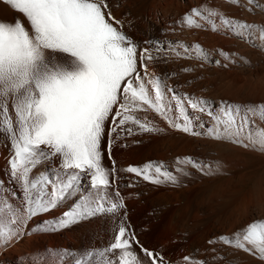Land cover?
<instances>
[{"label":"snow or ice","instance_id":"obj_1","mask_svg":"<svg viewBox=\"0 0 264 264\" xmlns=\"http://www.w3.org/2000/svg\"><path fill=\"white\" fill-rule=\"evenodd\" d=\"M248 3L261 7L257 0H248ZM0 4L22 14L27 22L26 25L25 20L19 18L12 22L0 21V115L12 149L7 163L13 181L12 194L18 195L19 186L27 204V217L23 210L17 212L14 231L0 230L4 246L30 234L25 219L51 211L74 193V207L46 226L50 230H59L57 225L70 227L126 208L123 201L107 206L106 190L119 170L115 162L110 169L102 166V151L105 140L110 156L116 139L160 131L151 121L135 115L143 106L178 131L228 140L243 147L253 146L245 141L244 133L246 128L252 127L249 113L254 112V108L226 101L214 108L211 101L180 94L166 85L149 70V65L166 50L165 45L157 40L146 42L151 43L152 48L140 49L122 31V22L112 16L106 0H0ZM213 17L232 34L254 39V24L230 19L214 10L192 8L184 15L183 23L188 27H203L197 23V18H202L211 23L213 31H219ZM113 21L120 27L114 26ZM259 35L264 39V26L259 28ZM175 47L174 42H168L169 49ZM183 48L186 53L190 51L187 45ZM195 48L203 51L199 44ZM153 50L157 55H153ZM57 54L63 59L57 60ZM221 54L230 59L226 53ZM165 89L171 93L168 103L163 102ZM189 109L206 114L212 123L208 125L199 115H191ZM261 115H264V106ZM197 127L201 131H196ZM260 147L264 149V141ZM43 158H61L59 171L54 177L41 174L37 180L30 181V172ZM177 164H190L208 174L206 166L190 156L178 157ZM123 171L152 184L178 183V177L162 162L129 165ZM177 171L188 175L182 168ZM84 175L89 177V192L77 193V183ZM38 183L42 189L46 185L51 191L45 196L30 195V187L34 189ZM219 239L264 262V221L252 222L233 237L221 235ZM54 255L63 264L70 253L65 250ZM84 255H100L105 258V264H174L166 261L163 254L144 247L126 224L118 227L104 250ZM182 260L185 264H196L190 256ZM76 264L89 262L81 257ZM199 264L206 262L199 261Z\"/></svg>","mask_w":264,"mask_h":264},{"label":"bare ground","instance_id":"obj_2","mask_svg":"<svg viewBox=\"0 0 264 264\" xmlns=\"http://www.w3.org/2000/svg\"><path fill=\"white\" fill-rule=\"evenodd\" d=\"M217 4L216 7H214L207 4L204 0H120L119 4L116 6L111 4L110 9L115 20H119L123 23L122 28L124 27L135 37L134 41L141 45L140 49L144 47L152 48V44L146 42H154L157 40L165 45L166 50L158 56V60L163 61L157 62L158 64H156L155 61L152 62L149 65L150 72H154L156 76H159L166 83V85L172 87L178 93L188 94L194 98L211 101L215 108L221 104L220 101L211 100L210 98L201 96V90H198L197 93H192L189 91V88H186V86L181 84L180 81H182V77L184 79L183 75L187 71H190L186 70V64L183 62L186 61L185 63H188V65L190 64L188 67L195 68L191 70L196 72L197 70H200L203 65L218 66L219 64H217L216 61L220 62L219 57L224 51V47L221 44L230 41H240V37L232 34L220 25V21L217 17H213L212 19L219 27V31H213L211 23L206 22L202 18H197V23L202 24L203 27H188L183 23L184 15L190 13L192 8H200L202 11L214 10L222 16L233 20H239L234 16L222 13L217 7ZM153 22L158 25V32L153 38L147 39L143 36L142 31L150 28L151 23ZM113 23L114 26L119 27V25H115V21H113ZM169 41L174 42L176 47L169 49ZM197 44L203 49L202 52L196 50L195 45ZM216 44L218 46H216ZM183 45H187L190 51L186 53ZM177 52L179 55H177ZM153 55H157L154 50ZM206 55L208 59H205ZM178 58L185 60L182 62L184 68L181 71L174 69L175 65L179 62L177 61ZM163 62L167 63L166 69L163 68ZM186 76L187 73L185 77ZM145 79L147 80V78ZM146 86L149 89L152 88L151 84H147ZM152 95L154 96V92ZM170 97L171 93H167V90L165 89V99L163 102L168 103ZM189 113L191 115H199L201 119L208 122V125L212 123L211 119L207 117L206 114L193 113L191 109H189ZM135 115L141 120L151 121V123L160 129V131L138 133L123 139H116L113 143L110 156L108 155L107 150V140H105L103 152L105 155L104 158L107 159V161L105 159V162H108V169H110L112 163L115 162V167L119 170L111 187L106 190L108 202L111 204L113 202L119 203L120 201H123L126 204L125 209H118L119 213L122 214L119 226L126 224L128 228L136 233L140 243L143 244L144 247L149 250H155L158 254H163L166 261L174 262V264H185L182 260V257L184 256H190L196 264H199V261L203 258L207 259V264L218 263V261H221V258L218 256L217 251H215V246L220 241V234H217V231L215 232L213 229L215 228L213 225L216 223L214 222V224H212L209 218L207 219L209 221L206 219H204L206 220L204 221L199 216V212H194L195 214L199 213L197 217L192 212V209L194 208L193 206L191 212L189 211L188 213H193L194 215L189 214L190 216H187L186 213H184L186 212L185 208H187L185 203L188 204L187 200H189V196H194L191 192L196 189L194 188L197 187L195 186L198 183H196V181L200 178V176H198L197 180L195 177L198 174H201V171L190 164H177L178 157L184 158L190 156L199 163L205 165V169H208V161L205 160L207 157L204 156V158L201 155L204 153V150L202 149L203 152L201 151L202 153L197 155L195 153L197 152L195 147L202 146L201 144L204 143L203 140L211 141L216 139L204 135L192 136L169 127L165 120L153 110L147 108V106H143V110H136ZM252 115L253 114L249 116L250 119L255 116ZM255 120L259 122V119ZM208 125H206V127ZM262 125L264 124H261L259 127H262ZM254 127H256V125L253 126L252 123V127L246 128L244 134L249 135L252 132L257 134V127ZM196 131H201V129L197 127ZM11 154L12 149L7 142V136L6 134L1 133L0 129V230L5 232L10 229L13 231L16 229L17 225L14 221L17 218L16 214L18 211L23 210V215L27 217V204L23 200V192L19 186L16 188L18 195L14 196L12 194L13 181L10 179V169L8 168L7 163ZM149 161L162 162L165 164L167 169L172 171L173 174L178 177V183L172 184L170 182H162L159 185L152 184L134 174L123 171V169H126L129 165L142 166ZM60 163L61 160L58 158H43V162L30 172V181L37 180L41 174L47 177H54L59 171ZM178 168H182L184 172L188 173V175L181 174V172L177 171ZM61 175L63 174L61 173ZM83 179L85 180V184L78 186L77 193L87 194L90 189L88 188V186L90 187L89 177L85 175V178ZM202 180L206 181V179ZM200 182L202 183V181ZM50 191L51 189L46 185L42 189L41 184L39 183L34 189L30 187V195L32 196H45L46 193ZM181 199L185 200L182 201ZM192 199H190L191 201L189 202L194 204L196 200L193 202ZM200 199L202 200L201 197H198V202ZM75 201L76 193H74L73 196L68 197L51 211L41 213L31 219H25L24 224L30 234L24 235L22 239L13 241L9 246H4L3 241L0 240V264H7V261L8 264H11L9 262H12L13 257L14 264H60V261L54 253L63 252L65 250H67L70 255L64 258L63 264H76L77 258L75 257V253L79 246L78 242L80 240V233L83 231L80 232V229L73 228L74 226L60 227L57 225L59 230H50L46 227L58 221L65 211L74 207ZM181 201H186L184 203L186 207H183L184 209H182L185 211H182V214L179 213L180 206L181 204L183 205ZM162 203L163 205L160 206ZM199 203L198 205L201 206ZM154 204L155 207L157 206L156 204H160V209H157L156 211L154 210V212H156L155 214L154 212H151L152 214H150L151 205ZM246 209L247 208H245V210ZM193 210L196 211V208ZM197 210H199L198 207ZM244 211L243 216L247 213ZM238 213L240 214V211ZM231 214H229L230 217ZM251 216L250 218L247 216L242 218L239 217L240 219H234L235 221L233 220L232 223L228 221L227 230L222 227L221 229H223V231L221 233L220 229V233L222 235L231 234L228 236L233 237L237 232V228L238 230H242L246 228L248 224L258 222L255 217ZM38 218H43V223L40 226H37V222L35 221ZM227 220L225 222H227ZM231 220L232 219H230V221ZM222 221L220 226H222ZM218 227L216 228L218 229ZM20 230L23 232L24 228L22 227ZM224 230L226 231L224 232ZM43 232L47 233L46 237L49 240L46 245L42 244L38 246L36 242ZM105 235L107 236V234ZM109 241L111 240L109 239ZM209 241H213V243H209ZM99 242L94 243L93 247L97 248L96 250H99ZM69 245L72 247V249L70 247L71 250H69ZM100 246L103 247V245ZM226 247L232 248L234 251L237 250L243 252V250L236 249L234 244L231 246L226 245ZM233 250H227L226 256L224 257L225 259L222 260V263H225L228 257L233 254ZM136 251L139 252V249L137 248ZM140 255L142 256L143 254L140 253Z\"/></svg>","mask_w":264,"mask_h":264},{"label":"rangeland","instance_id":"obj_3","mask_svg":"<svg viewBox=\"0 0 264 264\" xmlns=\"http://www.w3.org/2000/svg\"><path fill=\"white\" fill-rule=\"evenodd\" d=\"M111 1L112 0H106L109 5L110 11L111 4L116 6L119 4L120 0H117V2L116 0L112 2ZM204 1L214 7H216V4L218 3L217 7L222 11V13L234 16L242 22L244 21L255 25L253 30L254 39L246 40L244 38H239L241 42L230 41L221 44L224 47L223 53H226L227 56L230 57V59H226L225 55L221 54L219 57L220 63L218 66L203 65L204 68L202 67L196 72L194 70H191L195 68L188 67L190 66V64L188 65V63H185L186 61L184 59L178 58L177 61L179 62L174 67L175 70L181 71L184 68V64H186V69L190 71L186 72V77V73L183 75L184 79L182 77V81H180V83L185 85L186 88H189V91H191L192 93H197L198 90H201V96L210 98L211 100H218L220 102L226 101L229 104L248 106L255 109L254 112L249 113V116L251 114L255 115H252L253 117L251 116V122L253 123V126L256 125L258 132L257 134H255L254 132L250 133L249 135L244 134L245 141L250 142L253 146H249L246 148L228 140H203L204 143L201 142L202 146L197 148L195 147V150L197 149V152H195L197 155H200L204 150V153H202L201 155L203 157H207L205 160L208 161V169L205 170L208 174L204 175L201 172V174H198L196 176L197 178L194 176L197 180L198 176H200L199 180L196 181V183L198 182L195 185L197 187H194L196 189L194 191L192 190L191 192V194L193 193L194 196L196 194L197 195L194 197L190 194L191 196H189L190 198L189 200H187L188 204L185 203L186 201L182 202L185 199H181V202L183 203V205L185 203V205H187V208H185V205L183 206L181 204L179 213L182 214V211L184 212L186 210V212L184 213H186L187 216H190L194 212H199L200 214H194L197 217L199 214V216L203 220H207L209 218L212 224H214L215 222L216 224L213 225V227L215 228L213 229L215 232L217 231V234H220L219 236H221V233L223 231V229L221 228L223 227L227 230L228 221L232 223L234 219L237 220L246 216L250 218L251 215V217H255L258 222L264 221V149L260 147V143L264 141V125H262V127H259L261 126V124H264V115H261V107L264 106V39H261L259 35V28L261 26H264V0H257V3L261 5V7L259 8L255 7L254 5H250L248 3V0H239L238 3H235L234 0H227L228 2L226 0L225 2L224 0ZM249 8H251L252 10L249 11ZM17 18L25 20L22 14L13 9L5 8L2 4H0V21L12 22ZM25 23L27 25L26 20ZM122 29V31H124L129 37H131L133 40L135 39V37L131 35L124 27ZM157 32L158 25L153 22L151 23L150 28L142 31V34L143 36H145V38L148 39L153 38L157 34ZM137 44L139 48H141V45H139V43ZM216 46L218 45L216 44ZM56 59L62 60L63 57L60 54H57ZM159 61L163 60L157 59L155 63L158 64L157 62ZM182 62L184 64H182ZM166 67L167 63L163 62V68L166 69ZM255 119H259V122ZM3 127V117L2 115H0L1 133L5 134ZM259 130L262 131L260 132ZM7 142L10 144L8 137ZM104 157L105 155L102 151V166L108 168V162H105L106 158ZM58 159L61 160V158ZM83 178H85V175L81 176L80 180L77 183V188L78 186L85 184V180ZM202 179H206V181ZM200 181H202V183ZM88 188L90 187L88 186ZM227 191L230 193H228ZM197 196L201 197L203 201L200 199L199 203L197 200ZM190 199H192L193 202L196 200V203L194 202L193 204L192 202H189L191 201ZM163 203L159 205L162 206ZM198 203L201 206H199ZM111 204L108 202L107 197V206H110ZM156 205L159 208L157 206L156 208L155 204L151 205L150 214H152L154 210L156 211L157 209H160V206L158 204ZM192 206L196 208V211L193 210L194 208ZM183 207L185 208V210H182L184 209ZM197 207L199 208V210H197ZM245 208H247L248 210H245ZM191 209L193 213L190 214L188 212H191ZM239 211L241 216L238 213ZM243 211L247 212L245 213V216H243ZM202 212L206 215H203ZM233 212L235 215L233 214ZM155 213L156 212H154V214ZM231 213L235 216V218ZM229 214H231V217ZM121 217L122 214L119 213V210H116L114 213L97 215L91 219H86L79 223L71 225L74 226L73 228H76L78 230L80 229V232L83 231L80 233V240L78 242L79 246L77 247L75 257L77 259L83 257L86 261L89 262V264H105V258L100 255L88 257L84 254L104 250L112 242V239L114 237L113 235L116 234V230L119 227ZM228 217L232 220L230 221ZM220 220H223L222 226H220ZM226 220L227 222H225ZM35 221L37 222V226H40L43 223V218H38ZM216 227H218V229ZM226 230H224V232ZM46 234L47 233L43 232L41 234V237H38V241L36 242L38 246L42 244L46 245L49 240L46 237ZM105 234H107V236ZM109 237H111L112 239ZM109 239L111 241H109ZM96 242H99L100 245H103V247L99 245V250H96L97 248L93 247L94 243ZM221 243L222 241H219L216 244L217 247L215 246V251H217L218 256L221 258V261H218V263L216 264H264V262H262L258 256H254L244 251H234L232 248H228L222 243L224 245L223 246ZM70 247L71 246L69 245V250L72 249V247L71 249ZM227 250H233L234 252L232 251L233 254L228 257L225 263H222V260L225 259L224 257L226 256ZM13 259L12 262L9 263L14 264ZM201 261H205L207 264V259L203 258Z\"/></svg>","mask_w":264,"mask_h":264}]
</instances>
